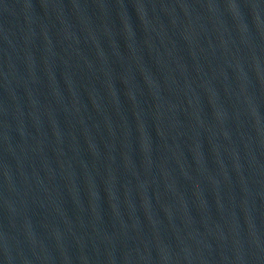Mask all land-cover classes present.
<instances>
[{"label": "water", "instance_id": "1", "mask_svg": "<svg viewBox=\"0 0 264 264\" xmlns=\"http://www.w3.org/2000/svg\"><path fill=\"white\" fill-rule=\"evenodd\" d=\"M0 264H264V0H0Z\"/></svg>", "mask_w": 264, "mask_h": 264}]
</instances>
